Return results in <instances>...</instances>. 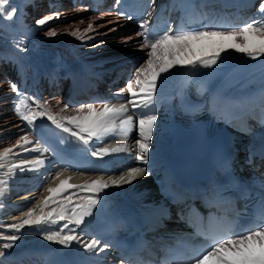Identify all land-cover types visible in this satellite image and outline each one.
Instances as JSON below:
<instances>
[{"label":"snow or ice","instance_id":"1","mask_svg":"<svg viewBox=\"0 0 264 264\" xmlns=\"http://www.w3.org/2000/svg\"><path fill=\"white\" fill-rule=\"evenodd\" d=\"M123 0H115L114 6H119ZM86 9H77L84 11ZM155 5L148 0L143 12L139 15L117 11V20L108 21V24H118L120 20L135 21L139 31L134 36H126L122 43L128 45L137 37L140 38L137 47L145 53L146 59L135 68L126 82L125 88L120 89L115 95L125 97L126 103L110 105L104 103L102 107L94 104L80 105L72 109L73 114L63 115L69 110V105L59 107L58 112L52 110L53 106L47 100L41 101L35 96H27L21 92L17 83L8 81V88L16 95L17 102L13 112L22 121L26 128L20 129L21 135L15 143L0 150V168L7 167L6 175L11 178L17 173L39 172L47 163L45 153L49 147L37 141L33 135L37 121L46 118L55 129L59 130L61 142L74 143L87 149L91 143L103 141L109 137H119L127 141L130 132L138 129V138L129 145L127 143L112 148H97L91 152L94 157H104L114 153H126L135 161L147 164L149 159L150 142L153 140L154 127L157 116L154 104L157 97L159 81L164 74L176 67H197L210 69L217 65L223 53L234 50L244 54L251 60L264 58V0H258L255 15L242 24H232L225 27L215 25L202 26L198 30L173 27L171 24L162 31H157L152 26ZM19 9L12 4V0H0V19L12 21L16 18ZM89 19L87 27L82 31L77 28L68 32L82 43L92 41L100 36L101 28L107 25H96V19ZM61 19L57 11L52 15L37 18L35 26L44 27L52 21ZM83 23V21H81ZM114 27L108 28L114 32ZM67 31V30H65ZM55 28H50L45 35L55 37L59 35ZM107 35V33H103ZM25 36L19 41H14L15 47L24 52L22 46ZM93 47L98 45L93 44ZM125 93L127 95L125 96ZM213 107L223 105L226 111L252 102L250 97L231 99L216 95L210 101ZM258 107L264 114V88L259 93ZM131 112V114H129ZM19 149V151H15ZM21 152L38 153L32 160L19 159L17 163H7L11 159H18ZM261 166L264 167V149L260 154ZM147 174L144 167H131L118 178L104 180L96 178L81 184H69L70 177H61L57 172L54 186L47 187V195L41 197L39 203L23 214V218H13V221L0 224V258L6 250L14 248L21 239L23 230L33 228L42 233L43 239L56 243L64 248H70L74 243L89 255L99 256L109 249L117 247L115 239L104 240L103 237L89 235L84 231L88 219L93 217L101 204V194L112 186L130 184L138 177ZM0 195L7 188V180H0ZM264 187V185H262ZM217 188H212L207 193L210 204L220 197ZM26 199H31L26 197ZM2 207V205H0ZM239 217V213L236 214ZM119 223L113 221L108 231L115 233ZM12 233V234H8ZM196 235L204 238L203 246L183 245V252L177 253L175 249H168L163 256L166 264H264V193L258 201V212L250 222L238 223L237 219L218 218L210 215L205 225H197ZM2 264V261H0ZM120 264H125L121 259ZM140 264H143L141 261Z\"/></svg>","mask_w":264,"mask_h":264},{"label":"bare ground","instance_id":"2","mask_svg":"<svg viewBox=\"0 0 264 264\" xmlns=\"http://www.w3.org/2000/svg\"><path fill=\"white\" fill-rule=\"evenodd\" d=\"M25 1L31 4L33 11L43 5L42 0ZM43 1H45V11L41 14H29L28 9L23 10V7L17 3L19 11L15 18V26H12L11 22L0 19V150L15 143V140L22 134L20 129L28 130L25 126L26 122H22L13 112L17 100L16 95L11 93L8 88L9 80L17 83L21 92L27 96H35L41 101L47 100L53 106L52 110L58 112L59 107L66 104L63 100L65 89L60 90L59 83L63 79H79L87 85L91 100L87 101L85 98L84 101L69 106L66 113H62L71 115L73 114L72 109L80 105L94 104L97 107H102L106 102L110 105L126 103V100L116 101L113 97L120 89L125 88L126 82L135 68L146 59L145 53L137 47L139 37L128 45L121 42L126 36H134L140 30L139 26L132 27L123 20H120L118 24H108V21L117 20V14L109 3L104 4L102 9L93 11L83 6H71L66 0ZM235 1L239 3L241 0ZM77 9L86 10L77 11ZM57 11L61 14L60 20L52 21L44 27L35 26V19L52 15ZM101 13H106V15L102 19H96L95 24L107 26L100 29L102 34L94 40L82 43L76 37L68 34L77 28L82 31L87 27L90 18L100 17ZM254 15L255 12L249 11L245 16L237 18V14L228 16L227 12L217 11V19L212 25L225 27L242 24ZM111 27L117 30L109 32L108 28ZM50 28H55L61 34L55 37L46 36L45 33ZM103 33H107V35H103ZM20 35H26L32 40L31 43L28 42L29 40L23 42L22 46L26 49L24 52H20L14 45V41L20 40ZM93 44L98 47H93ZM114 55L117 57H111ZM82 60L87 64H83ZM258 60L264 61V58L251 60L242 53L229 50L223 53L218 64L210 69L197 67L193 70L189 67L178 66L164 74L159 81L154 104V106H159L160 111L155 114L157 122L154 127L153 140L150 142L148 163L137 162L126 153H114L101 157L114 160L115 176L112 174H75L58 167L57 164H60V160L65 154L64 146L60 142L59 130L55 129V126L51 125L46 118L38 120L36 128L32 131L37 141L42 142L50 149L45 153L47 163L39 172L17 173L11 178L6 175V166L0 168V180H7V188L0 195V205H2L0 207V224L10 223L13 218H23V214L28 208L35 207L41 197L47 195V187L58 183L55 179L57 172L61 173L62 178L71 177L74 174L77 177L69 179L68 183L81 184L98 177L104 180L118 178L128 168L144 167L147 170L146 175L138 177L130 184L106 189L101 194L102 202L95 213L109 208L117 210L120 206L127 205H133L140 209L148 210L149 207L153 209L160 201L154 189L158 172L170 163L183 139L179 118L184 105V92L199 75L215 76L217 71H228L238 75L239 70L242 69L239 64ZM55 77L59 81L57 85H45L46 78L54 80ZM262 77H264V65L258 66L246 75L232 78L228 83H225V86L228 90H232L245 83L249 88L256 85ZM125 94L127 95V93ZM57 102H59V107L56 106ZM137 138L138 129L130 132L127 141L113 136L105 138L103 141L94 140L87 149L91 154L97 148H112L124 143L131 145ZM262 143H264V126L242 141L246 147H254ZM15 151H19V149ZM36 155L38 153L21 152L18 159H11L4 163L5 165L9 162L17 163L19 159L32 160ZM58 155L59 158H57ZM3 187L0 185V188ZM34 195L36 196L28 203L29 199L26 197ZM85 239L88 237L85 236ZM55 252L60 253L69 263L74 264H120L112 260L108 251L96 256L84 253L75 243L70 248H64L56 243L45 241L41 232L28 227L23 230L21 239L16 246L6 250L0 261L2 264H42L47 254Z\"/></svg>","mask_w":264,"mask_h":264},{"label":"rangeland","instance_id":"3","mask_svg":"<svg viewBox=\"0 0 264 264\" xmlns=\"http://www.w3.org/2000/svg\"><path fill=\"white\" fill-rule=\"evenodd\" d=\"M17 3L23 5V6H22L23 9H28L27 11H28L29 14H31V13L41 14V10L44 9V7L41 6V7L36 8L35 11H33V10H31V8H33V7L30 8V3H29V2L24 1V0H12V4H13V5L17 6V5H16ZM38 9L40 10V12H38V11H39ZM42 13H44V12H42ZM8 22H9V23L11 22L10 24H11L12 26H15V18H14V20H12V21H8ZM125 27H126V26H125ZM125 27H124V28H125ZM121 31H124V30L121 29ZM125 31H126V30H125ZM126 32H128V31H126ZM20 34H25V33H20ZM20 36H22V35H20ZM28 40H29V41H28ZM24 41H25V42L28 41L29 43H31L32 40H31V38L29 39V37H27V36L25 35V39H24ZM24 41H23V42H24ZM135 53H137V52H135ZM116 55H117V54H116ZM111 57L115 58V57H117V56L114 55V56H111ZM111 57H110V58H111ZM82 62H83V64H87V63H86L85 61H83V60H82ZM72 176H73V177H72ZM72 176H71L72 178L70 177L71 179H75V178L77 177V176H74V174H73ZM35 196H36V195L30 197L31 199L28 200V203H30L31 200H33V198H34Z\"/></svg>","mask_w":264,"mask_h":264}]
</instances>
